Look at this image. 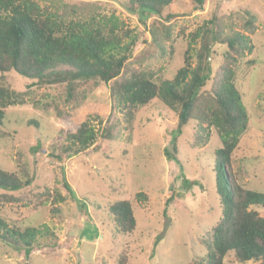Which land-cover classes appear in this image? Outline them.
I'll use <instances>...</instances> for the list:
<instances>
[{"label":"rangeland","instance_id":"obj_1","mask_svg":"<svg viewBox=\"0 0 264 264\" xmlns=\"http://www.w3.org/2000/svg\"><path fill=\"white\" fill-rule=\"evenodd\" d=\"M54 3L58 9L51 10L66 14L65 24L86 21L90 13H100L117 18L120 34L126 30L131 36L144 33L148 43L138 45L134 66L161 69L157 74L168 79L185 64L187 51L195 64L199 43L191 44L190 35L199 27L222 17L227 31L232 22L240 30L245 11L256 15L257 30L250 37L254 49L237 66L236 87L250 123L241 138L233 171L248 188L264 192V0H206L201 9L191 0H177L170 9L174 17L168 13L146 17L130 14L125 9L126 0H44L41 6ZM165 26L171 27V40L164 39L168 52L163 55L152 43V30L163 36ZM225 49L215 46L214 71ZM3 82L17 91H25L31 84L15 73L7 74ZM33 89L42 103L54 99L66 113L58 119L52 111L33 107L32 100L9 107L3 134L0 132V168L25 180V166L34 181L20 193L40 195L49 189L52 197L42 205L35 199L29 206H0V215L10 226L22 230L36 227L41 232L39 246L29 258L0 241V264H188L205 255L200 240L222 211L214 171L215 151L222 144L215 129L205 144L193 146L197 125L192 121L176 140L175 152L177 114L154 100L140 109L133 126L122 125L104 149L93 146L67 157L62 154L65 136L60 129L75 132L89 115L106 120L111 112L109 91L104 85H92L90 90L83 86L86 98L81 109L73 111L71 104L64 106L60 101L63 87ZM33 120L38 126L29 125ZM166 151L175 154L176 160H170ZM57 154L62 162L56 159ZM57 193L65 196V201L55 205ZM120 200L133 205L137 226L131 234L119 233L108 212ZM257 209L264 216V207ZM225 264L239 263L229 256Z\"/></svg>","mask_w":264,"mask_h":264},{"label":"trees","instance_id":"obj_2","mask_svg":"<svg viewBox=\"0 0 264 264\" xmlns=\"http://www.w3.org/2000/svg\"><path fill=\"white\" fill-rule=\"evenodd\" d=\"M176 1L126 0L125 9L142 17L165 13L174 17L170 9ZM42 2L44 0H0V132L3 134L1 128L7 109L25 105L28 100L39 110L54 112L58 119L64 117L66 110L58 102L52 99L42 103L36 98L33 87H63L64 97L60 101L64 106L71 104L70 109L75 111L81 109L86 98L83 86L87 85L90 90L92 85H104L111 98L109 117L103 120L99 115H89L75 132L59 131L65 136L62 154L69 157L93 146L104 149L105 144L115 140L122 125L133 126L141 108L160 100L177 114L175 152L176 140L192 121L197 125L193 146L205 144L212 129L217 131L222 144L215 151L214 163L221 217L200 240L206 248L205 255L188 264H225L229 256L239 264H264V216L257 209L264 207V192L248 188L233 171L241 138L250 123L236 87L237 66L254 49L250 37L257 30L256 15L245 11L240 30L232 22L227 31L222 17H214L199 27L190 35L191 44L199 43L195 64L187 51L185 64L174 78L168 79L157 74L161 69L134 66L138 45L148 43L144 33L131 36V31L126 30L120 34L117 18L100 13H90L86 21L65 24L66 14L51 10L58 9L55 3L42 7ZM191 2L197 9L206 4V0ZM163 33V36L157 34L154 28L152 43L164 55L168 46L163 41L171 40V27L165 26ZM216 45L226 49L221 64L214 71L212 55ZM10 73L29 80L31 84L27 90L17 91L5 85L3 81ZM42 96L44 99L45 95ZM29 125L38 126V123L33 120ZM166 155L176 160L175 154L166 151ZM56 159L63 161L61 154H57ZM22 169L25 180L18 173L0 168V206H29L35 199H38L36 204L42 205L52 197L49 189L40 195L20 193L34 181L26 167ZM65 186L74 199L73 190L66 181ZM64 201L65 196L60 193L53 198L55 205ZM108 212L119 233L134 232L137 220L131 201H117ZM40 235L36 227L22 230L10 226L0 215V241L23 251L26 258L39 246ZM122 261H126V257L123 256Z\"/></svg>","mask_w":264,"mask_h":264}]
</instances>
